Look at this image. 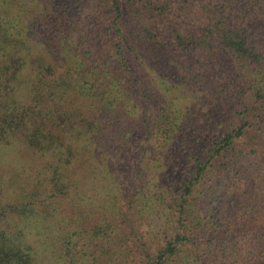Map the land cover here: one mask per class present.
<instances>
[{
	"label": "trees",
	"instance_id": "16d2710c",
	"mask_svg": "<svg viewBox=\"0 0 264 264\" xmlns=\"http://www.w3.org/2000/svg\"><path fill=\"white\" fill-rule=\"evenodd\" d=\"M96 3L0 0V264H203L252 130L247 245L216 260L264 264V0Z\"/></svg>",
	"mask_w": 264,
	"mask_h": 264
},
{
	"label": "rangeland",
	"instance_id": "374dc122",
	"mask_svg": "<svg viewBox=\"0 0 264 264\" xmlns=\"http://www.w3.org/2000/svg\"><path fill=\"white\" fill-rule=\"evenodd\" d=\"M104 1L105 0H97L96 5L93 4V9L102 7ZM83 17L86 18V15H83ZM143 73L151 81H159V78L162 77L161 75H165V73L151 61H148L147 63L145 62L143 65ZM203 99L204 101L202 102L200 109L197 111L195 110L194 112L199 116H204L206 111H210V114H215L217 104L214 108H212L211 104L207 106L209 98L204 97ZM218 108L219 112L222 107ZM253 132L254 131L252 130L244 139L237 141V144L235 145L237 150L230 156L235 159V162H232L230 165L231 167H234V170L232 172H230V170L224 174V178L227 179L226 185L230 188L221 190L220 195H217L216 197V203L211 204V206L209 205L210 209H212V212L209 214L208 218L204 220V223H207L204 231L209 232L203 233V235H201V237H203V242L205 243L206 253V256H204L202 260L203 264H220L216 259L228 258L229 253H225L224 246L221 247L223 243L222 238H227L231 245H236L241 248L243 246L246 247L247 245L243 241V237L246 236L248 231H245L246 227L244 228L243 222H241L242 220L236 222V218L238 215L242 214L240 208L242 206L243 198L239 197V195H241L242 191L251 193L254 190V183L257 181L258 177V168L256 167L258 166V162L252 158H249V155L247 156L240 154L241 151H246L249 149L248 147ZM221 163H224V161ZM218 167L221 170L224 169L222 164ZM214 175V177L219 176L218 173ZM174 177H177V173L174 174ZM5 180V178L0 177V198L2 197L1 195H3L7 197L1 198L3 202H8L11 201L12 198H9V194L5 195V192L3 194V189L7 185V183L4 182ZM232 186L237 188L238 191H236ZM229 189H232V193L229 191ZM205 192V188L202 189V193L196 195L197 199L202 198ZM209 196H211V194ZM222 223L226 224L225 228H221ZM213 231H216L218 239L216 238V235L214 237H207V234H212ZM238 261H240V258L237 260V262Z\"/></svg>",
	"mask_w": 264,
	"mask_h": 264
}]
</instances>
